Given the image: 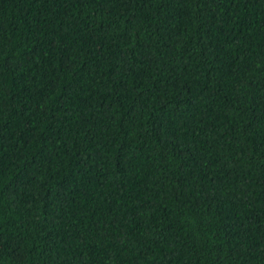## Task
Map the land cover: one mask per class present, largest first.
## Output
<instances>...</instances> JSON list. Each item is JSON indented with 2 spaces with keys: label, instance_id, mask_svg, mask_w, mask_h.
I'll use <instances>...</instances> for the list:
<instances>
[{
  "label": "trees",
  "instance_id": "16d2710c",
  "mask_svg": "<svg viewBox=\"0 0 264 264\" xmlns=\"http://www.w3.org/2000/svg\"><path fill=\"white\" fill-rule=\"evenodd\" d=\"M0 264H264V0H0Z\"/></svg>",
  "mask_w": 264,
  "mask_h": 264
}]
</instances>
